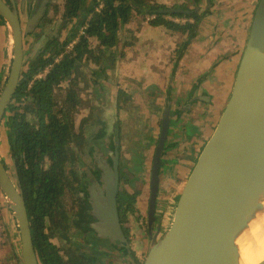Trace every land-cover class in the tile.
Returning <instances> with one entry per match:
<instances>
[{
    "label": "trees",
    "instance_id": "1",
    "mask_svg": "<svg viewBox=\"0 0 264 264\" xmlns=\"http://www.w3.org/2000/svg\"><path fill=\"white\" fill-rule=\"evenodd\" d=\"M14 1L17 4V0ZM43 1L29 0L27 6L30 17L37 10L39 2ZM202 1H205V9H211L215 0H212L211 6L206 0H186L172 7L155 0H66V19L62 23L66 26L68 22L76 20L69 28L70 34L61 41L59 36L49 38L44 34L45 27L51 20L46 18L50 10L47 0L45 12L38 25L26 30L24 39L28 48L25 49L24 68L15 95L7 107L9 114L4 116L3 125L6 126L12 159L11 165L5 164L23 189L40 264H111L112 260L122 262L120 260L125 261L128 255L134 254L127 247H118L109 239L98 236L91 224L88 225V198L80 202L79 211L71 223L68 221L69 212L62 201L67 190L72 189L77 193L82 187L85 188L84 180L89 181L90 177L87 168L82 172L80 168L86 166L88 158L94 160L96 147L101 148L104 153L116 146L119 152L121 150L123 135L119 115L112 118L115 123L111 131L110 120L106 118L110 115L104 110L100 111L96 104L90 106L89 114L79 124L71 117V112L82 102V97L75 89L78 86V79L73 75L76 68L81 66L84 59L87 63L90 56H94L93 60L100 63L97 77L106 76L105 69L109 60L114 62L116 58L112 50L108 58L106 49L102 48L98 55L94 54L90 47V38L96 36L102 45L111 47L117 41L118 31L135 15H154L155 18L149 21L151 24H164L172 29L191 32L206 14V11H200ZM101 2L103 6L98 8ZM169 8L175 10L169 12ZM168 16L191 17L194 22L180 24ZM0 24H5L1 14ZM84 25L86 33L79 35ZM77 36L79 40L74 48L64 52L65 45ZM35 44L40 47L35 49ZM59 55L61 58L54 63L46 77L34 80V75L53 63ZM66 81H69L70 87L63 106L57 108L59 103L56 101L55 91ZM99 91L100 86L96 88V97L101 95ZM123 93H118L119 109L122 108V101L131 100V96L124 97ZM20 101H23L22 105L15 104ZM139 155L141 161L140 151L138 158ZM124 162H121V182L132 184L136 175L127 161ZM164 162L163 159L161 165ZM135 196L136 193L119 190L118 209L123 222L129 208L133 209ZM47 229L57 231L58 234L47 233ZM53 234L67 240L69 246L62 251L61 247L51 241L50 236ZM77 237H84V242Z\"/></svg>",
    "mask_w": 264,
    "mask_h": 264
},
{
    "label": "water",
    "instance_id": "2",
    "mask_svg": "<svg viewBox=\"0 0 264 264\" xmlns=\"http://www.w3.org/2000/svg\"><path fill=\"white\" fill-rule=\"evenodd\" d=\"M206 1L212 5V0ZM46 2H39L23 28L15 1L0 0V14L13 37L12 64L0 94V124L24 68L25 32L38 25ZM170 121L168 100L150 174L147 219L151 246L142 264H238L236 237L256 211L263 208L264 0H259L255 8L226 105L182 185L169 226L159 235L160 229L154 232V227L162 179L160 168ZM111 149L115 154L112 161H107L106 172L98 181L102 186L96 189L99 195L94 196L92 214L96 220L91 227L100 237L131 251L118 213L120 152L118 146ZM0 189L17 221L21 240L19 264H40L23 189L1 156ZM259 264H264V260Z\"/></svg>",
    "mask_w": 264,
    "mask_h": 264
},
{
    "label": "crops",
    "instance_id": "3",
    "mask_svg": "<svg viewBox=\"0 0 264 264\" xmlns=\"http://www.w3.org/2000/svg\"><path fill=\"white\" fill-rule=\"evenodd\" d=\"M155 1L172 7L186 0H175L171 4L170 0ZM215 1L211 9H205V3H201L200 11H206V14L191 32L172 29L164 24H151L135 15L124 29L118 31L116 43L108 48V53L112 50L116 58L114 62L109 60L105 69L106 76L97 77L100 63L95 67L89 66L94 76L92 80L96 84L95 88L101 87L99 96L105 97L104 91H107L110 96L108 101L111 106L115 105V109H118L119 91L124 92V97L131 96L130 101L124 100L120 105L121 110L127 108L131 112L129 116L135 120L132 131L140 138L133 140L131 144L126 143L132 159L138 157L139 151L143 152L147 143L155 142L157 122L165 104L167 105L161 103L163 90H173L176 97L183 94L187 99H182L185 101L183 108L188 107L189 111L198 107L208 111V115L191 123L182 121L187 124H183L181 133L187 132L186 126L194 128L192 140L193 136L194 139L200 136L201 130L209 138L218 122L233 88L259 0H241L234 10L219 9L217 5L223 0ZM132 33L136 36L135 40L130 39ZM93 40H96V47L100 43L99 48L106 49L96 36L92 40L90 38V41ZM112 75L115 79L109 85L105 79L111 80ZM172 105L178 109L180 104L174 100ZM171 111L174 113L173 109ZM86 113L83 112L82 115ZM82 118L84 117H80L79 121ZM207 122L212 125L210 130L206 129ZM169 129L171 130V125ZM147 161L146 158L143 169ZM180 167L185 168L184 163ZM148 174L145 172V177ZM15 254L17 255L16 252Z\"/></svg>",
    "mask_w": 264,
    "mask_h": 264
},
{
    "label": "rangeland",
    "instance_id": "4",
    "mask_svg": "<svg viewBox=\"0 0 264 264\" xmlns=\"http://www.w3.org/2000/svg\"><path fill=\"white\" fill-rule=\"evenodd\" d=\"M175 0H170L169 4L174 3ZM244 1V0H242ZM217 2V0L215 1ZM241 2V0H238L233 2V0H223L221 4H218L217 7L219 9H235V6L238 5ZM29 3V0H17V8L19 9V13L22 19V26L25 28L29 22V9L27 4ZM66 0H49V13L47 15V20L51 19L47 26L45 27V35L50 37L59 36L60 40L63 41L67 37V35L70 34V26L72 23L75 22L76 19H73L72 22H68L65 26L64 19H66ZM202 4L205 3V1L201 2ZM32 4V3H31ZM201 4V5H202ZM214 8V7H213ZM140 20L145 19L142 15H139ZM53 18V19H52ZM48 22V21H47ZM126 26V24H125ZM124 26V27H125ZM124 27L122 29H124ZM126 34V33H122ZM247 34V33H246ZM29 38V37H28ZM95 37H91V40ZM130 39H136V36L134 33L130 35ZM32 40V39H31ZM12 31L8 27L7 24H0V93L2 92L6 82L7 78L9 76V70L12 64V58H13V42H12ZM96 40L90 41V47L94 51V54L98 55L99 53V45L96 47L97 44H95ZM132 41V40H131ZM40 46L38 44H35V49H38ZM28 48V43L25 44V49ZM106 48V55L110 56L108 53V48L110 47H104ZM94 56H90L89 62L86 63V60L84 59L82 61L81 66H78L76 68L77 70L73 74L78 79V86H75V89H77L79 95L82 97V102L77 106V109L73 112H71V117L74 118L75 123H80V117H86L89 112L87 110L91 109L92 104H96L98 108L104 110L106 114H109L110 124L112 129H114L112 118L116 115H119L121 123V151L122 156L127 159V157L131 158L130 153L128 152V149L126 147V143L131 144L133 140L140 139L139 136L134 133L132 130L134 129V118L132 119V116L129 115L131 112L128 111L127 108L125 109H115V105H110V102L108 101L110 99V96L107 91H104L105 97L99 96L96 97L95 91H96V84L93 82L92 78L94 77L91 73V70H89V66H96V62L93 60ZM27 68V67H26ZM111 80L105 79V81L109 82V85L111 81L115 78H113V75L111 76ZM108 85V83H107ZM112 85V84H111ZM70 87L69 81L63 82L62 86L57 89L56 88V101L59 103V107L63 106L64 98L67 92V89ZM108 94V95H107ZM161 103L164 104L170 100L171 103V109H173L174 113L171 111V130L168 131V136L166 139V151L163 154L162 159L165 160V165L162 168L161 172V182H160V189H159V195H158V204H157V212L156 215L158 217V220L156 219L154 232L158 231L160 229V234L162 235L167 227L170 224L174 206L176 203L177 196L182 188V185L189 174L191 168L193 167L203 145L205 144L206 138H208L207 133L204 132V130H201L200 136H197L196 139L192 140V133L195 131L194 128H187L185 133H181L180 129L183 128V124L187 122L182 121H189V123L193 122L196 119H199L201 117H204L208 115V111H203V108H196L195 110H188V107L183 108V104L185 103L184 100L185 96L183 94H180L178 97L174 95V91H166L163 90L161 92ZM84 99V100H83ZM175 101H179L178 109H176V106L173 103ZM167 101V102H166ZM182 101V104H181ZM184 101V102H183ZM23 101L15 102V104L22 105ZM56 108V109H57ZM166 104L164 107V110H162V114L157 122V133L160 132V121L164 117ZM97 110V109H96ZM121 110V111H120ZM182 111V112H181ZM86 112L84 116L82 115ZM7 114H9V111H7ZM129 116V117H128ZM128 117V118H126ZM5 121V118L0 126V156L4 160V162L9 166L12 164L11 154H10V147L8 143V136L6 133V126L3 123ZM206 129H209L212 127L210 123H206ZM113 132V131H112ZM157 135V134H156ZM159 136V134H158ZM146 139V136L144 137ZM157 140V136H156ZM204 142V143H203ZM157 142L147 143L149 145L145 149H143V152L141 153V157H143V160L140 161V155L139 158L136 157V159L130 160L128 163L129 167L131 168L132 172H134L138 179L133 183V185H127V189L131 194L136 193L135 196V203L133 205V209L129 208L127 218L125 220V228L128 232V236L130 238V248L131 251H133L134 254L128 255L125 261L120 260L122 262L114 261V264H142L143 260L146 257V254L149 250V247L151 246V240L149 236V229H148V222H147V213H148V203H149V197H150V186H149V174L148 171H143L144 161L145 158H147V164L149 163V166H151V160L155 153ZM165 145V146H166ZM145 154V155H144ZM87 159V158H86ZM88 161V160H87ZM137 163V164H136ZM184 163L185 168H181L180 166ZM135 166V167H134ZM90 169L91 166L87 164L84 167H81L80 170L83 171V169ZM10 169V168H9ZM182 169H184L182 171ZM86 170V169H85ZM11 171V170H10ZM12 172V171H11ZM145 172H147L148 175L145 177ZM66 173V172H65ZM179 176H181L179 178ZM84 185L86 188L88 187L85 183ZM1 194V193H0ZM85 193L83 192H75V190L69 189L66 191V194L64 195L62 201L66 208V210L69 212L68 221L71 223L74 219V215L79 211V204L81 202V198H85ZM17 221L13 214V211L11 210L9 203L5 197V195H0V249H1V256H0V264H19L20 260V233L17 228ZM47 233H51L50 230L47 229ZM15 235V236H14ZM51 241L56 244L57 246L65 250L66 247L69 246V243L67 240L60 238L58 235H51L50 236ZM78 240L83 241L84 239L82 237H77ZM84 242V241H83ZM17 253V255L15 254ZM126 257V256H125ZM135 259L137 261L135 262ZM119 260V259H118Z\"/></svg>",
    "mask_w": 264,
    "mask_h": 264
},
{
    "label": "flooded vegetation",
    "instance_id": "5",
    "mask_svg": "<svg viewBox=\"0 0 264 264\" xmlns=\"http://www.w3.org/2000/svg\"><path fill=\"white\" fill-rule=\"evenodd\" d=\"M148 16H150V15H147L146 17H144L145 18V20L147 21V18H148ZM162 122H163V118L161 119V121H160V132H158L157 133V140H156V138H155V142H157L158 143V141H159V138H160V134H161V128H162ZM169 127H170V125H169ZM169 131V130H168ZM158 134H159V136H158ZM149 145H145V148L146 147H148ZM156 146H157V144H156ZM114 149H109L108 151H107V153H104L103 152V150L101 149V148H99V147H96V155H95V158H94V160L93 161H91V159L90 158H88L87 160H86V165L87 164H89V166H91V168H90V170L89 171H87V173H88V175H89V177H90V179H89V181H87V179L86 180H84V181H86L85 182V184L88 186L87 188H86V186H85V188H81V191L80 192H83V193H85L84 195H85V198H81L80 197V200L81 201H83L84 199H87L88 198V200L87 201H89V210H88V225H90V224H92L93 223V221L94 220H96V218L93 216V214H92V209H93V204H94V202H95V195L97 194V195H99V192L100 191H98L97 192V188H99V186H102V185H98V181H100V178L103 176V174H105V172H106V169H107V164H108V162L107 161H112V158H113V155L115 154V152L113 151ZM155 150H156V148H155ZM121 151V150H120ZM166 151V147H165V150H164V152ZM155 154V153H154ZM120 155L121 156H119V159H118V166H119V172H120V175H119V190H127V191H129L128 189H127V185H131V183H129V182H127V183H123V182H121V177H122V172H123V166H122V164L123 163H125L124 161H127V162H129L130 160H132V158H128L127 157V159L125 158V157H123L122 156V153H120ZM124 159V160H123ZM146 159V158H145ZM153 159H154V156H153V158H152V160H151V166H149V163L145 166V169H143V171L144 170H146V171H148L149 172V181H150V174H151V170H152V166H153ZM142 160H143V157H142ZM163 160V159H162ZM121 162H122V164H121ZM162 163V162H161ZM164 165H165V162L163 163V165H161V168H160V172H162V168L164 167ZM84 170V169H83ZM81 172H82V170H81ZM128 174H130V171H129V173ZM136 175V174H135ZM137 179H138V177H137V175H136V179L132 182V185H133V183L135 182V181H137ZM81 186V185H80ZM89 186H90V190H89ZM149 186H150V182H149ZM92 187V188H91ZM151 188V187H150ZM118 194H119V191H118ZM118 194H117V200H118ZM91 199H93V200H91ZM158 201V200H157ZM118 202V201H117ZM91 204V205H90ZM157 204H158V202H157ZM119 205V204H118ZM118 213H119V209H118ZM90 215H92V217L90 216ZM119 218H120V221H121V224H122V227H123V231H124V234H125V236L127 237V239H128V243L130 242V238H129V236H128V232H127V230H126V228H125V223L122 221V219H121V216H120V213H119ZM147 222H148V219H147ZM83 225V224H82ZM90 230V229H89ZM95 231V230H94ZM92 232L93 234H95V232ZM50 232H52L51 230H50ZM52 233H57L58 234V232L57 231H53ZM96 234L98 235V236H100L97 232H96ZM84 235V234H83ZM83 239H84V237H82ZM105 239H108V238H105ZM84 241V240H83ZM115 252V251H114ZM114 261L115 260H112V263L111 264H114ZM111 262V261H110Z\"/></svg>",
    "mask_w": 264,
    "mask_h": 264
},
{
    "label": "bare ground",
    "instance_id": "6",
    "mask_svg": "<svg viewBox=\"0 0 264 264\" xmlns=\"http://www.w3.org/2000/svg\"><path fill=\"white\" fill-rule=\"evenodd\" d=\"M262 203L263 208L256 211L236 237V243L239 246L238 264H248V261L252 259H256V264H259L264 260L257 258L258 248L254 236L255 228L259 227L264 230V196L262 197Z\"/></svg>",
    "mask_w": 264,
    "mask_h": 264
},
{
    "label": "built area",
    "instance_id": "7",
    "mask_svg": "<svg viewBox=\"0 0 264 264\" xmlns=\"http://www.w3.org/2000/svg\"><path fill=\"white\" fill-rule=\"evenodd\" d=\"M102 6H103V3L101 2L99 4L98 8H101ZM154 18H155L154 15H150V16H148L147 21L149 22L150 20H153ZM168 18H170L171 20H173V21H175L177 23H180V24H186V23H193L194 22L193 18L186 17V16H176V17L169 16ZM85 30H86V26L84 25V26L81 27L79 35L85 34L86 33ZM78 40H79L78 36L73 38V39H70V41L65 45L64 52L71 51L74 48L75 44L78 42ZM60 58H61V55L56 57L54 62L48 64L42 71L36 73L34 75V80L35 79L45 78L46 75L48 74V72L50 71V69L53 67L54 63L58 62ZM0 193H1L0 194L1 196L4 195L3 192L1 191V189H0Z\"/></svg>",
    "mask_w": 264,
    "mask_h": 264
},
{
    "label": "clouds",
    "instance_id": "8",
    "mask_svg": "<svg viewBox=\"0 0 264 264\" xmlns=\"http://www.w3.org/2000/svg\"><path fill=\"white\" fill-rule=\"evenodd\" d=\"M254 236L258 248L257 258L264 259V230L259 227L255 228ZM248 264H256V259L248 261Z\"/></svg>",
    "mask_w": 264,
    "mask_h": 264
}]
</instances>
